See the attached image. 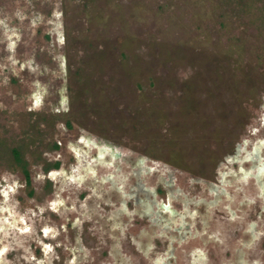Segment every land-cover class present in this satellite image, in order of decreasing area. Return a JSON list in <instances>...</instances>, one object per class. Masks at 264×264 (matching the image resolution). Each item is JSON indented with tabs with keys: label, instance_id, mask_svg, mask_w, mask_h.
<instances>
[{
	"label": "rangeland",
	"instance_id": "374dc122",
	"mask_svg": "<svg viewBox=\"0 0 264 264\" xmlns=\"http://www.w3.org/2000/svg\"><path fill=\"white\" fill-rule=\"evenodd\" d=\"M0 264H264V0H0Z\"/></svg>",
	"mask_w": 264,
	"mask_h": 264
},
{
	"label": "flooded vegetation",
	"instance_id": "af4514ba",
	"mask_svg": "<svg viewBox=\"0 0 264 264\" xmlns=\"http://www.w3.org/2000/svg\"><path fill=\"white\" fill-rule=\"evenodd\" d=\"M106 144L109 145V146H115V145H119L118 143L116 142H113V141H109V140H105ZM113 155L114 156H117L118 154H120V152L118 150H113L112 151ZM137 162V160H135ZM139 188V187H138ZM140 189V188H139ZM142 189V188H141Z\"/></svg>",
	"mask_w": 264,
	"mask_h": 264
}]
</instances>
